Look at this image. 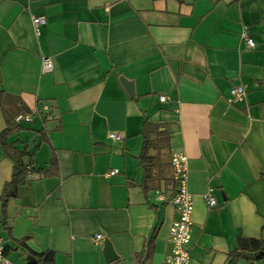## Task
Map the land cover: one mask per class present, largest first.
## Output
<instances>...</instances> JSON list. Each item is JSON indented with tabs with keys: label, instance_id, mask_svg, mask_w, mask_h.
Segmentation results:
<instances>
[{
	"label": "crops",
	"instance_id": "crops-1",
	"mask_svg": "<svg viewBox=\"0 0 264 264\" xmlns=\"http://www.w3.org/2000/svg\"><path fill=\"white\" fill-rule=\"evenodd\" d=\"M33 15L46 17L38 32ZM234 85L245 94L230 102ZM0 100V132L32 116L6 138L34 168L7 200L11 235L53 264H137L152 233L149 264H162L177 213L157 193L176 189L173 151L187 157L191 264H227L238 237L264 232V0H0ZM144 120L166 129L170 182H144ZM12 171L0 141V193Z\"/></svg>",
	"mask_w": 264,
	"mask_h": 264
},
{
	"label": "trees",
	"instance_id": "trees-1",
	"mask_svg": "<svg viewBox=\"0 0 264 264\" xmlns=\"http://www.w3.org/2000/svg\"><path fill=\"white\" fill-rule=\"evenodd\" d=\"M0 100V106H2ZM5 109V108H4ZM7 111V110H6ZM14 117L10 116L6 128L0 132V141L2 142L5 155L13 162V171L10 180L6 181L3 189L0 193V216L1 224L7 231L5 237V245L3 246V254H7L11 250H20L24 253L23 264H53L54 251L51 249H44L40 252L30 249L26 240L28 235H24L21 238H13L11 235V226L8 224V217L6 213L7 200L17 195V189L20 185L26 183L28 180L26 176L32 172L34 168L31 162V153L25 148H18L14 141H7V136L13 131H17L20 127L15 122ZM160 123L155 121L144 120L142 127V148L138 155L139 164L143 168L144 182L149 180H161L165 182L171 181L170 175H165L166 162L164 158L165 152L169 149L168 136L166 129H160ZM153 150L154 153L150 151ZM29 156L27 163L24 162V157ZM51 165L56 166V161L52 159ZM152 238L146 242L144 248L140 252L134 253V258L137 264H149L152 255ZM238 257L246 259L259 260L264 257V232L259 237H238L234 250H231L227 254V264H235V260Z\"/></svg>",
	"mask_w": 264,
	"mask_h": 264
},
{
	"label": "built area",
	"instance_id": "built-area-1",
	"mask_svg": "<svg viewBox=\"0 0 264 264\" xmlns=\"http://www.w3.org/2000/svg\"><path fill=\"white\" fill-rule=\"evenodd\" d=\"M46 23V17L44 15H33L32 24L36 32L39 27ZM241 36L244 38L246 44L250 47L254 46L253 40L247 34L246 29H243ZM52 60L48 56H42V72H50L52 70ZM245 94V89L242 85H234L229 89L228 100L235 102L241 100ZM165 96L160 95V100H164ZM30 114H18L15 117V122H23L31 120ZM122 134L109 133V137L118 139ZM170 164L172 178L176 183V189L170 197H164L162 193H157L158 198H167L169 202L174 206L177 213V217L172 221L169 227L168 241L170 244V250L165 255L162 264H191L189 241L191 230V213L193 209L192 194L189 192L186 184L187 180V157L182 151H173L170 154ZM119 171L118 168L109 169L107 174L112 175ZM206 203L210 206L215 204V198L207 192L204 195ZM102 239L101 234L94 236V241L99 242ZM4 239L0 236V264H13L3 254Z\"/></svg>",
	"mask_w": 264,
	"mask_h": 264
},
{
	"label": "water",
	"instance_id": "water-1",
	"mask_svg": "<svg viewBox=\"0 0 264 264\" xmlns=\"http://www.w3.org/2000/svg\"><path fill=\"white\" fill-rule=\"evenodd\" d=\"M123 84H124V86L126 87L127 92H128L129 94H131V93H132V92H131V86L128 85L126 82H123ZM108 255H109V257H112L110 251L108 252Z\"/></svg>",
	"mask_w": 264,
	"mask_h": 264
}]
</instances>
